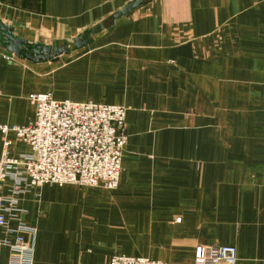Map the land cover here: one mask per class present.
<instances>
[{
    "label": "crops",
    "instance_id": "0c3cea01",
    "mask_svg": "<svg viewBox=\"0 0 264 264\" xmlns=\"http://www.w3.org/2000/svg\"><path fill=\"white\" fill-rule=\"evenodd\" d=\"M136 2L0 0V23L32 44L95 30L56 61L0 45V125L35 119L31 93L128 108L116 189L48 183L22 195L38 225L34 264H194L200 244L264 264V0H141L114 16ZM6 137L12 157L29 152L0 130V158Z\"/></svg>",
    "mask_w": 264,
    "mask_h": 264
},
{
    "label": "built area",
    "instance_id": "2783aa9c",
    "mask_svg": "<svg viewBox=\"0 0 264 264\" xmlns=\"http://www.w3.org/2000/svg\"><path fill=\"white\" fill-rule=\"evenodd\" d=\"M35 119L24 126L0 125L23 141L29 152L12 157L4 140L0 158V256L7 264H34L37 223L21 203L23 194L45 184L101 185L114 189L121 180L128 141L124 105L59 100L51 92L31 93ZM233 245H198L194 264H236ZM109 264H171L147 256L117 254Z\"/></svg>",
    "mask_w": 264,
    "mask_h": 264
},
{
    "label": "water",
    "instance_id": "95a60500",
    "mask_svg": "<svg viewBox=\"0 0 264 264\" xmlns=\"http://www.w3.org/2000/svg\"><path fill=\"white\" fill-rule=\"evenodd\" d=\"M140 1L141 0H137L133 6L128 5L114 16L118 17L120 15L127 14L130 10L134 9ZM94 34L95 30H92L86 37L84 33L80 34L71 43H60L57 45H43L39 43L32 44L24 37L14 36L9 28L0 23V38L3 40L0 45L17 57L25 58L36 63L49 60L56 61L58 60L60 54L68 52L72 47H76L78 49L83 48L91 42Z\"/></svg>",
    "mask_w": 264,
    "mask_h": 264
},
{
    "label": "rangeland",
    "instance_id": "374dc122",
    "mask_svg": "<svg viewBox=\"0 0 264 264\" xmlns=\"http://www.w3.org/2000/svg\"><path fill=\"white\" fill-rule=\"evenodd\" d=\"M64 42H65V41H64ZM71 45H72V44H71ZM69 51H70V50H69ZM122 171H123V169H122ZM121 175H122V173H121ZM119 184H120V183H119ZM119 184H118V186H119ZM81 186H92V185H81ZM96 186H97V185H96ZM98 186H101V185H98ZM118 186H117V187H118ZM117 187H116V188H117ZM116 188H114V189H116ZM107 189H109V188H107ZM176 220H177V221H181V217H177ZM200 245H205V244H200ZM207 245H213V244H207ZM195 249H196V248H195ZM194 260H195V259H194Z\"/></svg>",
    "mask_w": 264,
    "mask_h": 264
}]
</instances>
